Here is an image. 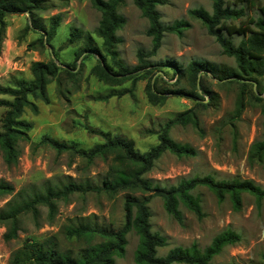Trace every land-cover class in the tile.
<instances>
[{"label": "rangeland", "instance_id": "obj_1", "mask_svg": "<svg viewBox=\"0 0 264 264\" xmlns=\"http://www.w3.org/2000/svg\"><path fill=\"white\" fill-rule=\"evenodd\" d=\"M40 1L41 9L34 17L38 25L48 28L49 18L55 15L62 19L49 46L41 45L43 34L31 29V19L26 14L6 16L5 27L0 32V87H12L17 81L31 82L30 67L36 62H54L58 68L54 77L46 78L47 103L30 98L37 113L29 108L24 111L22 119L31 123L32 130L28 133V142L17 143V162L4 165L0 153V182L13 190L11 195L0 197V209L14 199L23 203L46 187H60L68 182L99 187L105 179L110 158L96 159L87 166L77 157L68 153L58 155L48 146L40 145L43 136L87 150L103 142L101 133L119 134L132 140L135 151L143 154L158 143L157 134L169 120L188 110H193L197 126H174L169 137L192 148L195 155L177 158L165 153L145 178L159 187L174 186L180 179L194 177L210 176L215 181L238 179L252 181L264 191V158L259 160L252 150L264 136L262 102L257 100L264 97V76L256 77V82L250 79L246 87H241L242 82L237 80H233L235 83L218 80L225 72H236V62L223 55L215 38L188 15V11L195 9L211 14V0H170L166 6L157 8L162 26L185 21L190 27L181 38L164 33L160 49L147 60L153 65L157 90L184 93L182 96L169 94L156 106L150 105L145 96L150 78L140 80L139 74L134 73L138 66L137 52H150L151 39L145 34L147 21L132 0H123L118 10L125 25L115 35L116 57L132 73L128 81L118 85L104 84L89 74L97 63V56L85 52L78 57L86 43L102 52V42L96 36L100 14L90 0ZM225 1L230 8L243 11L242 17L224 22L223 27L244 29V35L221 31V35L237 47L252 29L249 19L264 18L259 11L264 9V3L251 7L238 0ZM106 61L116 72L110 59ZM193 62L204 63L211 70L198 74L199 84L207 93H199L197 101L189 97L192 86L187 75L178 80L172 77L173 70H185ZM126 90L131 92L106 101L97 100ZM0 100L10 101L11 98L0 96ZM5 112V108H0V128ZM192 195L199 200L203 218L197 219L180 206L182 223L166 214L159 198L151 200V232L166 241V246L158 250V257L175 248L203 251L218 235L231 231L240 241L224 247L211 263L264 264V199L260 208H256L254 198L244 193L240 210L234 211L227 198L218 203L206 188H198ZM124 197L125 194H73L68 200L55 203L52 222H49L47 208L38 207L37 219L31 214L20 217L17 238L9 242L4 241L5 229L0 227V264H9L13 254L30 241L48 239H54L60 250L75 256L85 245L82 240L66 238L63 229L81 225L105 231L121 229ZM126 241L124 256L116 259L115 264H134L138 237L131 231Z\"/></svg>", "mask_w": 264, "mask_h": 264}, {"label": "trees", "instance_id": "obj_2", "mask_svg": "<svg viewBox=\"0 0 264 264\" xmlns=\"http://www.w3.org/2000/svg\"><path fill=\"white\" fill-rule=\"evenodd\" d=\"M169 1L132 0L133 5L147 21L148 27L145 34L151 39L150 52H137L138 66L134 73L139 74L138 79L140 80L145 79L147 76L150 78V82L145 88V96L147 102L152 106L162 104L169 94L178 96L184 94L182 90L175 92L157 90L156 80L154 79L155 73L151 70L153 65L147 61L160 49L164 33L181 38L183 33L190 27L185 21H177L167 27L162 26L157 8L166 6ZM211 1V14L202 9H195L188 11V15L193 20L200 22L207 33L215 38L222 49L223 55L234 58L236 62L237 71L225 72L218 80L228 83H235L233 80H237V82H242L241 87H246L250 79L256 82V77L264 76V18L249 19V25H252L249 35L237 47H234L229 40L221 35V31L225 30L228 35H244V29L223 27L224 22L242 17L243 11L230 8L225 0ZM238 1L251 7L264 3V0ZM90 2L100 14L96 36L102 42V52L86 43L79 51L78 57L85 52L98 57L97 63L90 69L89 74L104 84L118 85L124 80L128 81L132 73L117 61L115 49L117 44L115 35L125 25V20L118 13L123 0H90ZM40 9V0H0V32L5 27L4 18L6 16L26 14L31 19V29L38 30L43 34L44 41L42 39L41 45L49 46V42L54 37L62 19L60 15H55L49 18L50 25L48 28L40 26L34 19L35 12ZM259 11L264 16V9L260 8ZM50 54L53 56L52 51ZM106 58L110 59L117 69L116 72L107 63ZM57 71L58 68L54 62H36L30 67L33 78L31 82L17 81L12 87H0V96L11 98L10 101L0 100V108L6 109L0 128V153L4 165H14L19 157L17 143L28 142L29 140L28 133L32 130V125L22 119V116L26 108H29L34 114L37 113V108L30 101V98L40 99L47 103L46 78L54 77ZM173 71L174 75L172 77L175 76L176 80L183 75L190 78L192 91L189 97L193 100L200 99L199 93H207L199 84L200 78L198 77V74L202 71L211 72L204 63L193 62L185 70L179 68ZM138 79L132 80V86ZM130 92L131 90L111 93L97 100L106 101L112 97L122 96ZM257 100L262 102L261 113L264 119V97ZM189 124L197 126L193 110L176 115L157 134L158 143L143 154L135 151L132 140L119 134L101 133L100 136L103 142L87 150L76 148L74 144L59 142L49 136H43L39 141L40 145L48 146L58 155L68 153L77 157L84 161L87 166L92 165L96 159L105 161L110 158L107 174L99 187L68 182L60 187H46L42 193L33 195L23 203H17L15 199L8 201L0 209V227L5 229L4 241L9 242L17 238L20 231L19 220L21 216L31 214L34 219H37L39 216L38 207L47 208L49 222H52L56 212L55 203L66 201L73 194L82 196L88 193L104 194L106 196L125 194L123 204L124 224L121 229L116 231H105L98 227L83 225L65 227L63 232L66 238L76 241L82 240L85 245L75 256H72L70 252L60 250L54 239L43 242L30 241L24 249L13 254L9 264H115L116 259L124 256L127 244L126 236L131 231L138 237V244L133 254L134 264H212V259L224 247L235 245L240 241L239 236L231 231H225L218 235L211 245L203 251L195 248H175L168 251L165 256L158 257L157 252L166 246V241L162 236L151 232L149 225V204L151 200L159 198L166 214L176 222L182 223L180 206L197 219L203 218L199 200L192 195V192L198 188H206L218 203H222L227 198L234 211L240 210L241 196L244 193L252 196L255 207L260 208L264 199V191L252 181L238 179L215 181L210 176L180 179L176 185L170 187H159L146 179L145 176L152 171L155 162L165 153L177 158H189L195 155L192 148L176 143L169 137L172 127H185ZM252 150H254L259 160L264 158V136L263 141L256 143ZM12 192L13 190L8 184L0 182V197L11 195Z\"/></svg>", "mask_w": 264, "mask_h": 264}, {"label": "water", "instance_id": "obj_3", "mask_svg": "<svg viewBox=\"0 0 264 264\" xmlns=\"http://www.w3.org/2000/svg\"><path fill=\"white\" fill-rule=\"evenodd\" d=\"M49 52H51V50L49 49Z\"/></svg>", "mask_w": 264, "mask_h": 264}]
</instances>
